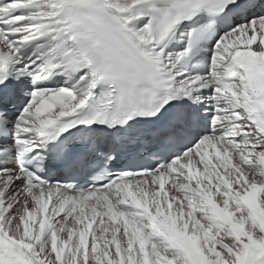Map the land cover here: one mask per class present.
I'll list each match as a JSON object with an SVG mask.
<instances>
[{
	"label": "snow or ice",
	"instance_id": "6c2138e0",
	"mask_svg": "<svg viewBox=\"0 0 264 264\" xmlns=\"http://www.w3.org/2000/svg\"><path fill=\"white\" fill-rule=\"evenodd\" d=\"M0 264H264V0H0Z\"/></svg>",
	"mask_w": 264,
	"mask_h": 264
}]
</instances>
